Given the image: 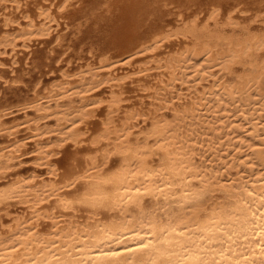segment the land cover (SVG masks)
<instances>
[{
  "label": "bare ground",
  "instance_id": "obj_1",
  "mask_svg": "<svg viewBox=\"0 0 264 264\" xmlns=\"http://www.w3.org/2000/svg\"><path fill=\"white\" fill-rule=\"evenodd\" d=\"M0 2L12 3L0 13L2 54L79 20L101 40L98 62L35 91L23 108L33 117L10 125L1 109L0 207L23 211L1 220L0 264H264V0ZM138 56L151 61L135 68ZM129 83L152 98L147 113L142 99L122 113ZM103 85L109 97L92 100ZM48 119L55 146L74 147L62 165L40 143ZM22 130L48 178L7 180Z\"/></svg>",
  "mask_w": 264,
  "mask_h": 264
},
{
  "label": "rangeland",
  "instance_id": "obj_2",
  "mask_svg": "<svg viewBox=\"0 0 264 264\" xmlns=\"http://www.w3.org/2000/svg\"><path fill=\"white\" fill-rule=\"evenodd\" d=\"M11 1L13 2L22 1L23 3L30 4L32 0H11ZM11 4L9 2L7 5H5L0 2V13L8 12L9 10H11L9 9L10 7L6 8V6ZM14 15H17V17L22 21V17H21L22 14H20L19 12H14ZM254 19L255 18H253L252 20ZM1 20L2 18H0V35H2L5 30V28L3 27V22ZM79 22L80 25H77L76 23L70 24L69 26L71 28L67 30L68 32L66 31L65 35L62 30L63 28L61 29L60 27L58 28V31H54L51 37H49L45 41H40V42L37 41L34 44H32L31 49L27 50L26 52H22L21 48L18 49L20 55L17 54V56L14 55V53H12L10 49H8L7 53L2 54L4 50L2 49L1 46L0 70L3 71L2 72L3 74L1 73L3 77L0 79V112L1 109L3 111L4 108H6L7 111L13 112V114L9 115L8 116L9 118L7 119L10 125L23 123L29 117H33L35 115L33 110H28L27 113L23 112V108L28 107L31 104V102H33L36 90H39V93L41 95H44V93H46L49 90V88L51 89L53 85L57 84L59 81L62 80V76L65 71L68 73V75H75L87 63L98 62L100 57V53H98L99 52L98 47H101L99 45L101 40L100 38H96V39L93 38L94 40L90 38L89 37L90 34H88L87 31H85L86 29H84L88 27L85 23V20H79L77 23L79 24ZM14 31H16V29ZM59 35H63V41L61 43V46L54 42ZM170 45H172V47H167V49H165L166 51L178 47V45L175 42ZM51 50H55V53L45 58V55H47V53H49ZM13 56L16 57V59H18L19 61L18 64L13 66L14 71H12L13 68L11 67L12 62L14 60ZM138 57L142 59L140 60V58ZM138 57L136 58L137 61L136 59H134L133 62L135 68L138 65H145L147 62L151 61V58L148 56L146 57L147 59L144 56H138ZM148 65L153 66L155 65V63H150ZM123 68H125L124 70L130 72L136 71V69H132L127 66H123ZM219 76L222 77L223 74H220ZM135 85L136 83H129L126 84L125 86V90L127 91L126 96L130 102L124 103V106L122 108L124 110H122V113H124L125 111L129 110V108H131L128 107L129 105H131V103H136V104L142 103L140 99H142L143 101L142 104H138L139 106L141 105V107L139 108L140 110L143 108L142 109L143 112L147 113L148 109L152 107V101H153L152 98L146 92L135 91ZM101 89L102 91H100ZM92 94H91L92 100H101V99L104 100V98L107 99L109 97L110 90L105 85H103L99 89L92 92ZM125 105L127 106L126 108H124ZM8 107L10 109H8ZM95 108L97 109L99 114H97V116L93 118L94 121L93 120L91 121L92 126L98 124L100 125L101 119H103L106 115L105 113H107L106 103L99 104L95 106ZM100 108L102 109L101 111L103 113L100 111ZM144 110H147V112ZM95 119L98 121H96ZM46 121L42 123L43 124L42 132L44 131V133L43 136H41L40 138V143L43 146H49V147H53V149H56L54 151L55 152L58 151L59 153L57 155L54 154L52 160L54 162H57L59 165H62L67 161L68 157L66 158V155L71 154L70 152L74 150V147L72 145L70 146V144H67L64 147H60L57 145L55 146V144L58 141L57 132L54 131L56 128L55 127L56 123L52 119H48ZM148 121L141 122L140 126L143 127L145 124H148L149 123ZM95 122H100V123L96 124ZM31 134L32 133H30V131L28 130H22L19 133L20 138L23 139L27 143V145L24 148L23 156L20 158V161H22L21 164H18L19 161H17L16 167L12 169L11 175L7 178V180L12 177H15L18 172H21L25 176H29L32 173L34 174L37 173V175H40L41 178L49 177V175L47 174L48 166L40 165V160L39 157L37 156L38 154H37L36 140L34 138H28ZM6 140L7 139L4 136H0V146L6 144ZM22 211H23V206L18 203H12V205H10L7 208L0 207V230L2 223L1 220H4L7 217H11L12 215H15L17 213H21Z\"/></svg>",
  "mask_w": 264,
  "mask_h": 264
},
{
  "label": "snow or ice",
  "instance_id": "obj_3",
  "mask_svg": "<svg viewBox=\"0 0 264 264\" xmlns=\"http://www.w3.org/2000/svg\"><path fill=\"white\" fill-rule=\"evenodd\" d=\"M79 191H80V189L77 190V192H79ZM147 246L148 245L146 243L140 245L141 248H146ZM200 264H205V262L204 261H200Z\"/></svg>",
  "mask_w": 264,
  "mask_h": 264
}]
</instances>
